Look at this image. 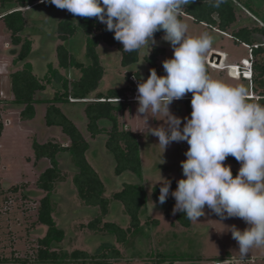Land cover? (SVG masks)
<instances>
[{"label": "rangeland", "instance_id": "obj_1", "mask_svg": "<svg viewBox=\"0 0 264 264\" xmlns=\"http://www.w3.org/2000/svg\"><path fill=\"white\" fill-rule=\"evenodd\" d=\"M237 1L245 6V0ZM255 3L263 6L264 0H256ZM21 10L26 19L22 36L33 42V51L28 61L32 65L35 76L44 78L49 71V64L54 65L55 68L58 67L57 47L60 42L57 39V27L60 20L68 18L67 10L58 9L48 2L36 3ZM8 11L9 9L4 8L0 15ZM252 12L264 21L257 8L253 7ZM239 18L244 25L260 26L241 8H239ZM182 21L188 25V36L197 37L208 33L212 37V46L204 57L209 75L213 79L230 85H242L233 80L227 70L220 69L228 63H241V60L249 59V49L236 43L231 37H222L204 25L196 23L190 17H183ZM155 40L157 43L152 45L151 49L147 46L142 47L139 62L127 68L121 64L122 52L117 47L110 48L102 45L99 48V54L105 75L99 92L107 94L112 89L135 87L136 85H132L126 78L129 72H139L142 79L146 80L150 70L153 69L146 58L152 54L156 46L166 49V53L158 59V75H166L163 61L173 57V49L169 42L159 38ZM68 45L77 61L88 64L86 38L82 32H79ZM212 49L219 51L216 53L223 56L221 66L215 65L213 68L209 65V58L213 54ZM15 56V46L12 44L10 32L7 31L0 16V123L4 125L0 136V257H5V260L12 262L18 259L26 261V264H37L35 259L38 240L44 237L47 228L37 222L38 209L44 193L36 187L40 172L34 166L33 141L44 143L51 137L58 141L62 131L58 128L46 127L44 117L47 105L38 104L37 117L29 123L21 121L19 111L5 109L3 103L13 100L10 74L19 66L13 67ZM73 74L78 76L79 73L74 70ZM53 92V88L48 86L43 96L51 97ZM192 95L187 93L184 96L186 100H174L169 106L171 113L182 119L181 128L186 122L183 118L190 117L192 112L191 100L188 99ZM252 96L254 100L257 99V96ZM130 97L133 96L130 94L127 98ZM72 106L67 107L66 114L75 121L86 139L91 140L84 104ZM138 106V101L126 103V109L117 111L115 115L122 129H129L139 135L144 169L142 184L148 195V210H144L143 222L145 223L146 218H149L158 220L159 224L152 228L144 227L141 237L134 239L128 249L120 248L126 258L114 264H153L161 255L178 259L179 261L175 264H264V249L254 248L247 254L246 259H239V245L232 238L230 229L233 225L241 231L249 227L241 218L221 219L207 206L204 209L205 215L198 218V221H192L190 228L182 227L175 217H166L164 204H160L152 197L153 189L162 185L159 182L162 178L172 177L176 181L185 178L181 161L187 159L185 152L189 145L186 141L172 142L164 151L158 145V138L148 133V128L166 126L163 120L164 115H154L149 112L146 117H143V114L137 116ZM101 125L104 127L111 123L104 121ZM91 145L89 159L105 181L106 196H112L122 186V181L114 175L112 155L96 141H92ZM231 157L229 156L224 163L231 165L235 177L241 164ZM47 165H49L48 162L43 163V166ZM64 166L67 180L58 185L54 195L57 202V213L54 218L58 226L66 233L65 241L56 246L55 250L61 251L63 258L76 249L92 253L99 245H102V242L113 238L105 235L96 237L88 230L87 225L97 212L89 211L82 206L71 183L73 171L70 165ZM133 181L137 180L134 178ZM137 183L141 182L137 181ZM112 206L113 211L107 219L120 225L126 224V213L120 203H114ZM1 263L9 264L3 261Z\"/></svg>", "mask_w": 264, "mask_h": 264}, {"label": "trees", "instance_id": "obj_2", "mask_svg": "<svg viewBox=\"0 0 264 264\" xmlns=\"http://www.w3.org/2000/svg\"><path fill=\"white\" fill-rule=\"evenodd\" d=\"M244 2L245 7L251 11L253 7L257 8L264 19V5H258L255 3L256 0ZM36 3H41V0H0V12L4 8L9 9L6 14L0 16L15 46L16 56L13 67L19 65L10 74L13 100L3 103L5 109L19 111L21 121L29 123L37 117L38 104L47 105L44 117L46 127L58 128L62 131L58 141L52 137L44 143L33 141L34 166L40 172L36 187L44 193L38 209L37 222L47 228L44 237L38 240L35 262L37 264L121 262L126 256L120 248L128 249L134 239L141 237L144 227H156L159 221L146 218L145 223L143 222L144 210L148 208V195L142 184L144 169L139 135L129 129H122L115 115L117 111L126 109L125 104L130 103L127 97L130 94L135 95L137 86L143 79L139 72H129L126 78L132 85L135 84V87L112 89L107 94L99 92L105 75L99 48L102 45L110 48L117 47L122 52L121 64L125 68L139 62L141 49L132 52L123 51V45L114 39V32L107 31L106 25L100 23L97 18H82L67 11L68 18L60 20L57 27V39L60 42L57 47L58 67L55 68L54 65L49 64L46 76L38 78L28 61L33 51V42L22 36L26 19L21 10ZM214 4L215 0H195V3L183 7L179 18L182 20L183 17H190L196 23L204 25L222 37L224 33L230 35L236 43L249 46L264 43V27H250L242 24L239 8L232 0H223L219 7H215ZM79 32H82L86 38L88 64L77 61L68 45ZM164 34L163 31H158L155 33V38L162 39ZM252 52L253 86L258 89V82L262 87L261 81L264 80V46L253 48ZM165 53V48L156 46L152 54L146 58L152 68L156 69L157 74L158 59ZM74 70L79 73L77 77L69 75ZM258 78H260L259 81ZM48 86L54 91L51 97L43 96ZM259 97L257 102L264 105V92ZM77 104H84L91 140L102 144L104 150L112 155L114 175L122 181L120 190L114 192L112 196H106L105 181L89 159L92 141L86 139L75 121L66 114L67 107ZM104 121L110 122L111 125L103 127L101 123ZM3 130L4 125L0 123V136ZM232 159L236 161L234 157ZM44 162H48L49 165L43 166ZM65 164L67 167L70 165L73 171L71 183L80 203L89 211L97 212L87 225L88 230L96 237L105 235L113 238L102 242V245H99L92 253L76 249L63 258L62 252L55 250L56 246L65 241L66 233L58 226L54 218L57 213L54 195L58 185L67 180ZM133 177L141 183L133 181ZM166 180L171 181V189L164 203V213L168 218L175 217L182 227L190 228L192 221L187 219L184 213L173 214L176 201L171 196V191L176 190L177 181L172 177ZM161 186L153 189L152 197L157 202H159ZM114 203H120L123 207L126 213V224L120 225L107 219L113 211ZM3 261L27 263L18 259L14 262ZM155 261L153 264H175L179 260L161 255Z\"/></svg>", "mask_w": 264, "mask_h": 264}, {"label": "clouds", "instance_id": "obj_3", "mask_svg": "<svg viewBox=\"0 0 264 264\" xmlns=\"http://www.w3.org/2000/svg\"><path fill=\"white\" fill-rule=\"evenodd\" d=\"M74 16L97 18L114 32L123 51L132 52L157 42L163 31L173 57L163 61L164 76L150 70L138 86L137 116L163 114L166 126L148 128L165 151L172 142L186 141V160L181 161L183 176L171 191L175 198L173 214L184 213L191 221L205 215V206L221 219L241 218L249 227L234 225L230 231L239 245V259H246L254 248L264 249V105L249 99L244 85H230L213 79L204 57L212 37L203 33L187 35L188 25L179 15L195 0H41ZM223 0H215L219 7ZM192 93L190 117L182 119L170 111L174 100ZM232 156L241 164L234 177ZM159 203L169 197L171 181H159Z\"/></svg>", "mask_w": 264, "mask_h": 264}, {"label": "built area", "instance_id": "obj_4", "mask_svg": "<svg viewBox=\"0 0 264 264\" xmlns=\"http://www.w3.org/2000/svg\"><path fill=\"white\" fill-rule=\"evenodd\" d=\"M234 2V4L238 7L241 8L243 11H245L248 16H250L254 21L258 22L260 24L261 27H264V22H262L259 17L257 15H255L250 9H248L247 7H245L243 4H241L239 1L237 0H232ZM260 46H264L263 44H256L254 46H249V45H245V47H247V49H249L250 52V56L249 59H243L241 60V63L239 64H232V65H226L223 67L224 70H227L229 72V75L232 78L235 79H247L249 80V82L252 84L253 81V48H258ZM211 65V67L215 68V64H209ZM138 92V91H137ZM135 93V95L133 97L129 98V102H136V97L138 95V93ZM253 94H250L249 99H253ZM260 99V97H257L258 100ZM114 102H118L120 100H113Z\"/></svg>", "mask_w": 264, "mask_h": 264}, {"label": "crops", "instance_id": "obj_5", "mask_svg": "<svg viewBox=\"0 0 264 264\" xmlns=\"http://www.w3.org/2000/svg\"><path fill=\"white\" fill-rule=\"evenodd\" d=\"M261 20V19H260ZM262 21V20H261ZM262 22H264V21H262ZM260 27V26H259ZM223 36H228V37H231L230 35H228V34H226V33H224L223 34ZM232 38V37H231ZM245 45L246 44H242V46H244L245 47ZM245 48H247V47H245ZM211 52L212 53H214V52H219V51H217V50H214V49H212L211 50ZM210 52V53H211ZM232 64H239V63H236V62H231V63H228V65H232ZM207 69V68H206ZM217 69V68H216ZM208 70V69H207ZM221 71H224V69H220ZM209 72V71H208ZM71 77H77V76H75L74 74H73V72H70V74H69ZM231 77V76H230ZM232 78V77H231ZM233 80H235V81H238V82H240L242 85H244L246 88H248V90H249V94H253V95H255V96H257V97H259V95L260 94H263V92H264V80H262L261 82V84H263L262 85V87H260V85H259V83L260 82H258V89L256 88H254V86H253V81H252V84L249 82V80H247V79H244V78H241V79H235V78H232ZM260 80V78H258V81ZM182 99H184V100H186L187 98L186 97H183ZM188 99H192V97H190V98H188ZM1 100V99H0ZM252 101H254V102H257V100H253L252 99ZM5 257H0V264H3V263H1V261H3V260H5L4 259ZM4 262V261H3ZM10 264V263H9Z\"/></svg>", "mask_w": 264, "mask_h": 264}, {"label": "water", "instance_id": "obj_6", "mask_svg": "<svg viewBox=\"0 0 264 264\" xmlns=\"http://www.w3.org/2000/svg\"><path fill=\"white\" fill-rule=\"evenodd\" d=\"M223 60V56L220 53H213L209 58V64H215L217 66H221Z\"/></svg>", "mask_w": 264, "mask_h": 264}]
</instances>
